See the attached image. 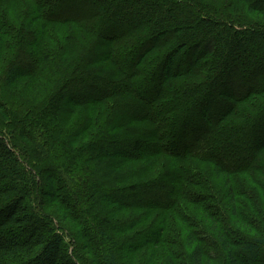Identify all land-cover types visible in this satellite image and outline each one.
Masks as SVG:
<instances>
[{
    "label": "trees",
    "instance_id": "16d2710c",
    "mask_svg": "<svg viewBox=\"0 0 264 264\" xmlns=\"http://www.w3.org/2000/svg\"><path fill=\"white\" fill-rule=\"evenodd\" d=\"M167 120L181 152L164 144ZM263 130L264 0H0V264H123L165 241L167 220L126 234L181 198L210 207L215 240L185 221L162 264H213L207 241L218 264H264L241 212L264 201L248 185L264 176ZM210 173L219 195L213 179L202 189Z\"/></svg>",
    "mask_w": 264,
    "mask_h": 264
},
{
    "label": "rangeland",
    "instance_id": "374dc122",
    "mask_svg": "<svg viewBox=\"0 0 264 264\" xmlns=\"http://www.w3.org/2000/svg\"><path fill=\"white\" fill-rule=\"evenodd\" d=\"M50 30H54V26L50 27ZM48 39L49 38L46 39V42H48ZM70 39H72V35L70 36V38L67 39V41ZM52 41L53 40H51L49 42L50 46L51 47L54 46L57 48L60 43L54 44V43H52ZM63 41H64V39L62 40V42ZM85 78H87V77H85ZM145 89H146V87L143 85L139 86L138 89L135 87V90H137L138 93H143ZM189 103L190 102H188V103L185 102L182 105L181 110H184L187 107H189ZM176 115H177V113H176ZM164 122L166 123L167 126L169 125L167 127L169 134H168L166 142H164V144H166V143L170 144L169 142H171L172 143L171 145L178 148L176 150L181 152L182 151L181 146L183 145V139H181V137L183 138V135H182L183 132L177 130V127L174 129L175 120L172 121L173 126H172V123L170 124L168 122V120L164 121ZM180 132H181V134H180ZM263 132H264V130H263ZM236 138L238 139L239 143H241V141H243V139H242L243 137L241 136V133H238ZM229 141H231V140L229 139ZM229 141H226V143ZM224 144H225V141H223L222 139H217V141H215L214 145L217 148H224V146H225ZM160 145H161V143H160ZM146 146H144L142 148L143 150L141 152L148 151L149 148L151 149L150 144L146 143ZM110 148H111L110 150H113L114 146H111ZM192 159L195 160V161L194 160L192 161V163L194 164L193 167L195 168V170H198V171L201 170L202 171V169L210 167L209 165L206 164L204 168H199V166L201 165L200 163L203 162V160H201L199 158H192ZM187 165L185 167H187ZM188 166H191V165H188ZM170 169L171 168L166 164L161 167L162 171H166V170H170ZM150 173L151 172L142 173L141 178L136 179V180H134V178H129L128 182H137L138 180L144 181L148 178H151ZM256 177H257V183L256 184H254V183L248 184L250 189L251 188L252 189L253 188L258 189L256 185H259V184H260L259 188L264 189V187H263L264 186V176L258 175ZM213 178H214L213 175L210 173V175L204 179V182H202V189H203L204 185L206 184V182L209 181L211 183V179H213ZM200 181H203V179L201 178ZM200 181H198V182H200ZM213 181H214V183H213ZM191 183H194V182H191V181L187 182V180L181 179L180 181L176 180L175 186L185 185V186H187L188 191L191 194H196L199 196H200V194H203V196H206V195L211 196V194H209L208 191H200L199 189L196 188V186L194 184L192 185ZM139 184H142V183H139ZM212 184L215 188V191H217V194L219 195L218 191H219V188H221L223 186V182L218 183V182H216L215 179H213ZM113 186H114V184L110 183L108 188H111ZM222 192L225 193V191H223V190H222ZM263 193H264V191L262 190V195H263ZM186 198L188 199L187 195H186ZM259 199H260V197L258 194V196L256 198V200H258V202H256L255 200H251V202H250L251 204H249V202L244 201L243 204L246 205V208L242 209L241 212L244 213V215L246 217H248L250 219V221L253 220V218H254L253 221H255V223H256V227L255 226L254 227L256 228V230L259 234L264 235V201H263L262 197H261V201ZM204 202H206V204H209L211 201L208 200V201H204ZM218 203H219V201L213 202L214 208L218 209V207H217V205H219ZM178 206H179V209H173L170 211L165 209V208L156 209V211H154L151 214V216L145 217V218H148L150 220L149 222L146 221L143 224L138 225L133 231L126 234V236H130V235L135 236L136 235V238L145 236L146 230L148 228L150 229L152 227V226L150 227V225H152V224L155 225L160 219H161V221L164 219L167 220V221H163L165 232H163L162 236H164L165 241L163 240V242H160V244H158V243H155V244L153 243V245L148 244L147 247L139 250L137 255H133V256H129V257L125 258L123 264H148V256L152 252L153 249H155L156 255H155V258L151 264H162L163 258L165 257V254H166L165 251L168 250V248H175V250H177V251H182V250H179L178 248L182 243H184L183 238L181 239V236H182L181 230L183 229L184 226L186 227L185 221H187L188 223L191 222L193 224V226H194L195 222H197V221L200 224H202V222L206 219V212L207 211H205V210H208L210 207H208V209L201 210L198 207V205L187 203L182 198L180 199V205H178ZM225 206H227V205L225 204L223 206V208L225 210L224 214H226V216H224V218L227 217L228 211H229V210H226ZM142 213H143V211H139V212L134 211L133 212V210H131V211L125 210V211L121 212L119 216H122L123 219H127L131 216H133L135 218V215L138 216ZM141 216H143V215H141ZM229 217H231L230 214H229ZM200 218H203V221ZM139 220H142V218ZM205 233L208 234L209 236H211V232L208 231V226L204 225V223H203L199 229V236H202ZM211 238H213V237L211 236ZM206 250L208 251L209 255H211L214 258L213 264H218L220 261V250H219V248L217 246L210 244V242L207 241L206 242Z\"/></svg>",
    "mask_w": 264,
    "mask_h": 264
}]
</instances>
